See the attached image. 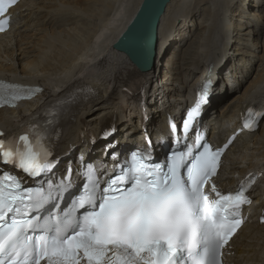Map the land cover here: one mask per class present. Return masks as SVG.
I'll list each match as a JSON object with an SVG mask.
<instances>
[{
	"label": "bare ground",
	"instance_id": "bare-ground-1",
	"mask_svg": "<svg viewBox=\"0 0 264 264\" xmlns=\"http://www.w3.org/2000/svg\"><path fill=\"white\" fill-rule=\"evenodd\" d=\"M141 1L22 0L13 11L11 29L0 35V80L42 89L31 102L15 109H0V132L14 133L32 117L47 121L48 114L57 107L75 101L63 106L65 112L53 128L56 155L68 150L74 153L61 166L58 176L69 162L77 166L82 154L87 162L103 159L111 167L112 156L104 154L110 143L115 144L113 151L119 158H125L137 145L160 158L163 143L169 146L171 139L166 113L176 123L181 120L189 106L182 97L190 96L186 91L201 78L197 73L214 52L220 67L214 71L210 103L197 122L201 130H206L207 139L221 143L235 128L239 112L249 105L264 109V42H260L264 37V9H256L261 0H249V6L255 9L248 14L242 0H170L158 23L148 73L139 72L130 56L114 47ZM262 22L261 30L252 33L253 25ZM167 48L170 50L166 52ZM255 51L261 54L255 56ZM165 52L162 80L158 83L156 77ZM227 54L230 56L226 58ZM250 57L258 60L255 73L240 94L225 102L224 84L231 80V74L218 76L220 69L226 61L231 62L229 68L236 85L253 63ZM208 118H213V126L206 127ZM112 126H117V133L111 140L93 144L94 136ZM225 160L222 170L227 177L220 183L222 187L233 183L235 175L264 168V120L257 133L244 134L232 144ZM25 179L33 184L30 178ZM262 192L264 188L253 192L258 203L253 208L256 215L264 204ZM257 220L246 223L232 240L229 264H264V224Z\"/></svg>",
	"mask_w": 264,
	"mask_h": 264
},
{
	"label": "snow or ice",
	"instance_id": "snow-or-ice-1",
	"mask_svg": "<svg viewBox=\"0 0 264 264\" xmlns=\"http://www.w3.org/2000/svg\"><path fill=\"white\" fill-rule=\"evenodd\" d=\"M16 3L0 0V33ZM210 87V80L201 85L181 125L169 123L170 151L163 160L138 149L121 162L110 143L104 154L112 156L111 167L82 154L77 166L69 162L58 176L60 161L48 143L54 119L7 139L0 132V164L23 173L0 170V264H222L244 223L241 209L252 202L247 192L255 176L249 173L235 192L222 193L213 177L232 140L213 148L197 133L188 143ZM41 91L0 81V108H15ZM261 120L264 111L249 108L243 128L254 131Z\"/></svg>",
	"mask_w": 264,
	"mask_h": 264
},
{
	"label": "water",
	"instance_id": "water-1",
	"mask_svg": "<svg viewBox=\"0 0 264 264\" xmlns=\"http://www.w3.org/2000/svg\"><path fill=\"white\" fill-rule=\"evenodd\" d=\"M170 0H142L130 23L114 47L126 52L141 73L153 64L158 23ZM36 117L28 120L31 122Z\"/></svg>",
	"mask_w": 264,
	"mask_h": 264
},
{
	"label": "rangeland",
	"instance_id": "rangeland-1",
	"mask_svg": "<svg viewBox=\"0 0 264 264\" xmlns=\"http://www.w3.org/2000/svg\"><path fill=\"white\" fill-rule=\"evenodd\" d=\"M242 1H245V5H244V9H245V11L247 12V14H248V11L249 10H251V9H255V8H251L250 6H249V0H242ZM253 5V4H252ZM256 9H258V10H261V9H264V0H261L259 3H257L256 4ZM235 18V17H234ZM237 18V17H236ZM235 18V19H236ZM197 22H198V20L196 19L195 21H194V25L196 24V26H197ZM253 26H258V25H253ZM261 28V27H260ZM261 30V29H260ZM259 30V31H260ZM197 31V30H196ZM195 31V32H196ZM258 31V32H259ZM264 36V35H263ZM261 44L264 42V37H263V39H261ZM171 47V46H170ZM219 46H217V48H218ZM170 49H166V52L167 51H169ZM163 53V55H162V58H161V62H160V68H159V70H158V75H157V77H156V82H160L161 80H162V75H163V72H162V61H163V58H164V56L167 54V53ZM233 52V51H232ZM215 53V52H214ZM261 54V52L260 51H255V53H254V55L255 56H257V55H260ZM230 55L229 54H227L226 55V58L227 57H229ZM248 57L247 56H243V59L245 60V59H247ZM251 59H254L253 60V63H251V64H249L248 65V68L246 69V73L239 79V80H237V84L235 85L234 84V79L235 78H232V73H231V70H230V68H229V66L231 65V62L229 63V62H227L226 61V64H225V67H222V69H220V71H222L221 73H219L218 74V76H223L224 74H226V73H230L231 74V80H229L226 84H224V89H225V102H228V101H230L232 98H234L236 95H238V94H240L241 93V91H242V89H243V87L245 86V84L248 82V80L250 79V77L255 73V71H256V65H258V60L257 59H255L254 57H250ZM249 59V58H248ZM247 62H245V64H246ZM240 67H242V66H240ZM250 67H252L251 69H250ZM219 71V72H220ZM217 73V72H216ZM183 75H182V78H183V76H185V73H182ZM177 75V74H176ZM175 75V78H177V76ZM230 78V77H229ZM122 96H124V95H122ZM183 99H187L185 96L184 97H182ZM159 102H162V99H159ZM161 109H162V113H164L165 114V111H164V108L163 107H161ZM185 113V112H184ZM184 113L183 114H181V120H182V118L184 117ZM210 120V122H208ZM206 123V127H208V126H213L215 123H214V120H213V118L212 119H209L208 118V120L205 122ZM262 124H263V122H262ZM137 125V124H136ZM136 128H139V125H137V127ZM260 128V127H259ZM259 130V129H258ZM136 131H138L137 129H136ZM55 132V131H54ZM258 132V131H257ZM256 132V133H257ZM251 134H254V133H251ZM247 135H249V134H247ZM134 141H136V137H134ZM157 150L158 151V148H154L153 150ZM131 151V150H130Z\"/></svg>",
	"mask_w": 264,
	"mask_h": 264
}]
</instances>
